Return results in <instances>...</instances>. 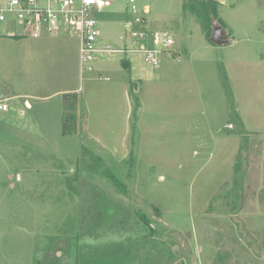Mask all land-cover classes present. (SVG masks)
<instances>
[{
	"label": "rangeland",
	"instance_id": "obj_1",
	"mask_svg": "<svg viewBox=\"0 0 264 264\" xmlns=\"http://www.w3.org/2000/svg\"><path fill=\"white\" fill-rule=\"evenodd\" d=\"M192 1L136 0L181 53L158 67L125 52L144 43L123 26L128 0L95 14L113 52L83 76L75 40L0 25V264H264V0H213L209 38L226 45ZM74 86L90 133L62 137L41 124Z\"/></svg>",
	"mask_w": 264,
	"mask_h": 264
},
{
	"label": "built area",
	"instance_id": "obj_2",
	"mask_svg": "<svg viewBox=\"0 0 264 264\" xmlns=\"http://www.w3.org/2000/svg\"><path fill=\"white\" fill-rule=\"evenodd\" d=\"M113 5L112 0H0V25H15L17 29L7 31L9 37L40 39L42 37H73L77 41L81 76L96 71L98 53L113 52L109 46L98 48L100 31L95 14ZM129 18L123 26L129 37L144 41L137 49L128 52L140 53L144 62L152 67L161 64L162 57L170 56L179 62L174 53V38L165 32H148L144 16L136 0H128ZM98 80L109 81L102 74ZM10 109L8 100L0 95V115Z\"/></svg>",
	"mask_w": 264,
	"mask_h": 264
},
{
	"label": "crops",
	"instance_id": "obj_3",
	"mask_svg": "<svg viewBox=\"0 0 264 264\" xmlns=\"http://www.w3.org/2000/svg\"><path fill=\"white\" fill-rule=\"evenodd\" d=\"M128 18H129V15L127 13V8H126V13H125L123 22H125ZM67 37H69V36H67ZM50 38H52V37H42V39L40 38V39H33V40H36V41L41 40V41H46V42L48 41L49 42L50 40H52ZM70 39H73L76 41V39L73 37H70ZM226 39L228 40L227 44H230V37H226ZM76 43H77V41H76ZM76 49H77V53H78L77 44H76ZM173 50H174V53L180 57V61H181V56H180L181 53L178 50V47L176 46V42L174 44ZM167 57L169 58L170 56H167ZM170 58H171V60H174L172 57H170ZM175 62H177V61H175ZM128 65H129V63H128ZM167 68L168 67L165 66L164 70ZM167 73H168V71L166 70V74ZM72 88L73 89L57 93L60 96L62 95L63 100H68L69 108L66 110L61 109L60 114L57 113L54 117L52 116V119H50V121H48L49 123L42 122L41 125L46 126V127H53L54 126V127L60 128L61 129L60 133H61L62 137L79 138L81 136L82 132H83V134L90 133V131L88 130V127L90 128V114L88 116L89 103L86 102V99L83 98L82 94L79 97L78 93H80V90H81L80 86H78V87L74 86ZM83 88L86 89L87 87H83ZM85 89H84V91H85ZM84 91H83V93H84ZM125 93L127 94L126 90H125ZM0 95L3 96L2 94H0ZM64 96L66 97V99H64ZM4 98L8 100V98H6V97H4ZM82 98H83V100H82ZM8 104H9V102H8ZM25 105H26V109L27 108L32 109V104L29 101L26 100ZM9 107H10V105H9ZM9 110H11V109H9ZM50 112H52V111H50ZM20 114H22V112ZM32 123H34V122L29 123L25 119L24 124H23L24 131H26V132L29 131V133H30L29 129L38 128L37 127L38 123L36 124L37 126L32 125ZM66 123H71L70 126L73 127L75 130L71 134L63 135L62 134V127ZM58 136H59V133H58ZM27 143H29V142H27Z\"/></svg>",
	"mask_w": 264,
	"mask_h": 264
},
{
	"label": "trees",
	"instance_id": "obj_4",
	"mask_svg": "<svg viewBox=\"0 0 264 264\" xmlns=\"http://www.w3.org/2000/svg\"><path fill=\"white\" fill-rule=\"evenodd\" d=\"M220 6V3H218L217 1H213V0H199V1H192L189 3H184L183 5V10L184 11H191L195 17L197 18L204 34H205V38L206 40H209V36H210V32H211V21L214 19H218L219 15H218V8ZM122 65L124 66V68H129L128 62L124 61L122 62ZM71 98V97H70ZM64 99H66V97L64 96ZM71 123H66L63 125L62 127V134L63 135H67V134H71L74 132V128L70 126ZM235 173H237V167L235 168ZM110 179V178H109ZM112 183L114 184V186L121 192L123 185H121V183L117 182L116 180L112 179ZM150 228H152L150 226ZM75 252V251H73ZM74 254V253H73ZM73 254L71 255V257L73 256ZM57 260V264H61L60 263V259H56ZM125 264V263H123Z\"/></svg>",
	"mask_w": 264,
	"mask_h": 264
},
{
	"label": "water",
	"instance_id": "obj_5",
	"mask_svg": "<svg viewBox=\"0 0 264 264\" xmlns=\"http://www.w3.org/2000/svg\"><path fill=\"white\" fill-rule=\"evenodd\" d=\"M209 40L211 43L216 45H226L228 43L224 31L217 29L213 30L211 38H209Z\"/></svg>",
	"mask_w": 264,
	"mask_h": 264
}]
</instances>
